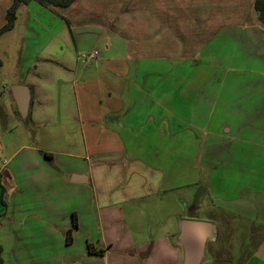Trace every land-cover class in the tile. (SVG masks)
Segmentation results:
<instances>
[{"label":"crops","instance_id":"0c3cea01","mask_svg":"<svg viewBox=\"0 0 264 264\" xmlns=\"http://www.w3.org/2000/svg\"><path fill=\"white\" fill-rule=\"evenodd\" d=\"M14 1L0 0V28ZM35 2L18 7L15 26L0 36V45L10 35V46L20 47L14 61L21 80L14 84L30 88L27 117L51 138L57 129L54 145L82 144L85 152L23 145L0 168V264H111L114 246L135 257L130 226L141 221L140 211L126 203L198 182L222 197L226 208L258 219L255 194L264 195L262 82L252 89L258 99L218 100L227 79L215 71L221 57L212 55L214 66L207 61V47L234 38L249 44L244 61H264V51L256 53L263 44L253 39L260 28L223 19V0H75L52 13ZM31 9L68 21L52 28L46 44L31 47L28 28L19 25L21 16L31 24ZM44 26L37 20L32 28L38 42ZM30 48L35 58L29 62ZM0 58L1 72L6 59ZM75 124L82 127L79 138L68 134ZM74 213L79 226L68 244ZM97 235L103 254L88 251Z\"/></svg>","mask_w":264,"mask_h":264},{"label":"rangeland","instance_id":"374dc122","mask_svg":"<svg viewBox=\"0 0 264 264\" xmlns=\"http://www.w3.org/2000/svg\"><path fill=\"white\" fill-rule=\"evenodd\" d=\"M253 1L223 0V19L230 16L232 20H238L239 25L248 24V26L260 28L261 31L257 30V34L254 35L253 39L255 42L262 43L264 47V23L259 20ZM34 4L37 7L40 6L37 2ZM45 8L46 11L54 12L50 7ZM30 12L31 24L27 20L29 17L22 16L21 23H19L20 26L28 28V45L33 47L36 44H46L50 41L48 33L50 34L52 28L57 29L63 25L62 21L64 18L61 16L59 18H50L49 13L45 12V9H41V11L31 9ZM243 19L245 23H241ZM37 20L42 21L45 25L44 35L42 33L43 37L39 42L38 39L35 40L32 30ZM26 24L28 27H26ZM12 33L13 31L10 34ZM8 38H11L10 35L4 36L0 45V57L6 59V67L0 72V168L23 145L37 147L51 146V148L55 146L54 148L57 150L64 148V151L84 154L85 150L82 144L80 146L77 144L72 148H65L60 143L54 145V134L57 133V129H55L51 138V132L47 128L35 123L31 117H27V119L21 117L17 105L13 102L11 96V85L21 80V75L17 73V63L14 61V56L17 55L20 47L18 48V43H16L14 48H12L10 46L11 40ZM245 45L249 47V44H246L245 41L239 44L234 38H219L207 47V53L210 56L207 61L212 65V62H214L212 59L215 57H212V55L216 54L221 57L223 62L215 71L225 73L227 79L218 93L220 94V99L218 100H223V98L233 99L234 101L258 99L252 93V89L261 81V101H264V77L261 71L264 69L263 58H253L252 62L244 61L245 52L243 51V47ZM28 51L29 57L31 56V59L29 58L30 62L35 57L31 48ZM263 51L264 49L262 48L261 51L256 53L261 56ZM217 63H213L212 66ZM228 63L229 65H227ZM208 70L210 71L209 68ZM92 71L85 73L84 78L92 76ZM210 73H207V76H210ZM27 76L29 74H24L23 80H26L25 82L28 81L29 77ZM179 76H182V74ZM216 77L214 75L213 79L217 80ZM218 77L220 81L225 80L221 74ZM84 124L87 125L85 121ZM81 128L80 124H75V128L69 129L70 132L68 134L73 136V138H79L80 134H82ZM42 153H45V151H42ZM195 163L198 164L200 162ZM242 195L247 202L257 200L258 207H260L259 211L261 212L257 215L258 219H246L226 208L225 204H221L223 198L215 195L212 196L211 189H208L203 182L193 185L188 184L174 190L161 191L156 195L151 194L146 198L143 197L144 199L139 198L136 202L134 199L127 202L126 205L129 206V209L137 207L136 209L140 211V214H137L141 221L134 222L136 225L132 223L130 226V231L136 234L134 236L136 239V241L134 240L135 257L125 256L121 252L124 250L123 246H114V249L109 251V262L111 264H179L182 251L178 245L174 246L176 244L175 233L178 232L180 220L182 218H189L213 221L217 226L218 240L210 241L208 245V260L203 264H216L213 261L214 259L211 260V254L216 257L217 247L219 248L220 246L231 249L229 258L227 259H231L232 251L235 253L236 264H251V261L252 264H264V195L255 194V199H247L244 193ZM99 227L96 225L94 229L95 233L100 234ZM100 240L102 241V236L97 235L95 240L91 239L90 241L93 242L95 247L100 249L103 248V245L99 243Z\"/></svg>","mask_w":264,"mask_h":264},{"label":"water","instance_id":"95a60500","mask_svg":"<svg viewBox=\"0 0 264 264\" xmlns=\"http://www.w3.org/2000/svg\"><path fill=\"white\" fill-rule=\"evenodd\" d=\"M13 98L23 119H27L31 91L28 85H11ZM176 240L183 257L179 264H203L208 260V245L215 234L213 221L182 218L179 222Z\"/></svg>","mask_w":264,"mask_h":264},{"label":"trees","instance_id":"16d2710c","mask_svg":"<svg viewBox=\"0 0 264 264\" xmlns=\"http://www.w3.org/2000/svg\"><path fill=\"white\" fill-rule=\"evenodd\" d=\"M31 1H36L40 3L44 7H50V9H54L55 7H66L70 6L75 0H15L12 5L7 10L6 14V23L0 28V36L3 35L5 32L11 30L14 28L15 23L17 21V10L18 7L22 4H28ZM254 8L257 11L256 13L258 14V18L260 21L264 23V0H254ZM66 21L68 19L66 17H63ZM2 66V61L0 58V68ZM48 159L52 158L51 153H44ZM1 184V181H0ZM2 191L5 190L4 186L1 185ZM4 193V192H3ZM79 226V220L78 216L76 213H74V222L72 226L67 230V241L66 243H71L73 242V233L74 231L78 228ZM92 241L88 242V251L92 253H98V254H103L105 252L104 248L98 249L95 247Z\"/></svg>","mask_w":264,"mask_h":264},{"label":"flooded vegetation","instance_id":"af4514ba","mask_svg":"<svg viewBox=\"0 0 264 264\" xmlns=\"http://www.w3.org/2000/svg\"><path fill=\"white\" fill-rule=\"evenodd\" d=\"M216 226V225H215ZM217 227V226H216ZM218 230L217 228H215V234L213 236V241H217L218 240ZM225 252V253H224ZM231 252V249L229 247L225 248L224 246H220L219 248L217 247V255L216 257L214 255L211 254L212 259L214 262H216V264H236L235 262V253L232 251V257L231 259H227L229 258V253ZM226 257V258H224ZM227 259V260H226Z\"/></svg>","mask_w":264,"mask_h":264},{"label":"built area","instance_id":"2783aa9c","mask_svg":"<svg viewBox=\"0 0 264 264\" xmlns=\"http://www.w3.org/2000/svg\"><path fill=\"white\" fill-rule=\"evenodd\" d=\"M97 54H98V51L95 50V51H93L92 53H90L89 57L93 58V57H95Z\"/></svg>","mask_w":264,"mask_h":264}]
</instances>
